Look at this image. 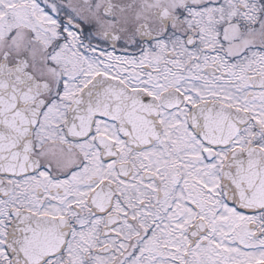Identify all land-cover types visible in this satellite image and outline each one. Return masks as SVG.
<instances>
[{"label":"snow or ice","instance_id":"snow-or-ice-1","mask_svg":"<svg viewBox=\"0 0 264 264\" xmlns=\"http://www.w3.org/2000/svg\"><path fill=\"white\" fill-rule=\"evenodd\" d=\"M0 264H264V0H0Z\"/></svg>","mask_w":264,"mask_h":264}]
</instances>
